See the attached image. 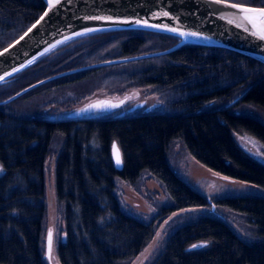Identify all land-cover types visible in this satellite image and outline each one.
Masks as SVG:
<instances>
[{
  "label": "trees",
  "instance_id": "trees-1",
  "mask_svg": "<svg viewBox=\"0 0 264 264\" xmlns=\"http://www.w3.org/2000/svg\"><path fill=\"white\" fill-rule=\"evenodd\" d=\"M228 1L264 6V0ZM43 8L41 0H0V49L23 33ZM178 40L142 30L71 40L0 85V101L57 73L165 50ZM139 87L151 88L164 109L46 118L44 103L27 102L35 94H53L47 104H59L57 94L66 92L79 97L98 89L122 93ZM246 106L264 114V65L231 50L199 45L78 71L0 104V264H47L42 249L43 164L55 133L61 139L53 170L64 234L56 247L60 264H127L152 239L153 222L122 209L115 178L133 184L146 172L160 183L168 202L153 221L210 204L168 164L172 140H179L208 169L264 191V163L246 153L233 136L251 135L264 148V120L246 112ZM113 141L121 154L119 170L111 159ZM215 204L243 215L256 239L246 241L224 221L200 215L173 229L151 264H264V194L225 196Z\"/></svg>",
  "mask_w": 264,
  "mask_h": 264
},
{
  "label": "water",
  "instance_id": "water-1",
  "mask_svg": "<svg viewBox=\"0 0 264 264\" xmlns=\"http://www.w3.org/2000/svg\"><path fill=\"white\" fill-rule=\"evenodd\" d=\"M41 1L44 4L41 14L14 41L0 49V53H4L0 55V77H3V80H0V85L7 84L16 74L59 46L83 36L116 30H142L175 36L179 40L165 50L110 59L57 73L23 88L7 99L0 101V104L8 103L45 82L68 74L95 67L165 55L183 45L223 48L250 57L264 65V40H260L237 27L236 23L239 21L233 15L236 10L225 7L222 3H216L214 0H61V3L56 4L51 10L48 9L47 0ZM227 2L237 3L228 0ZM243 5L255 8L264 7ZM46 11L48 15L35 28H32ZM164 12L169 15L163 16L162 13ZM97 17L107 19H97ZM221 17L225 18L222 19ZM228 19H233L234 23L229 24ZM137 20L141 23H135ZM144 21L150 25L175 27L178 31L197 32L200 36L199 38L179 37L177 33L169 32L163 27L145 26ZM248 27L251 26L248 25ZM29 28H32L31 32H28ZM89 29H93V31H88ZM26 32L28 33L27 36H25ZM22 36L24 37L23 40L20 39ZM204 37L208 39H204ZM17 41L19 42L17 43ZM4 49H8V51L4 52ZM125 100V97L116 100L95 99L70 112L68 118L80 119L93 113L107 114L120 108ZM94 104L101 106L98 108L88 107ZM81 109L86 110L81 111ZM114 144L121 160L120 150L115 141L111 144L110 154L114 168L119 170L122 166V160L119 165L116 163ZM47 234L48 231L44 238V257L48 264H53L48 254ZM62 240H64V236Z\"/></svg>",
  "mask_w": 264,
  "mask_h": 264
},
{
  "label": "rangeland",
  "instance_id": "rangeland-1",
  "mask_svg": "<svg viewBox=\"0 0 264 264\" xmlns=\"http://www.w3.org/2000/svg\"><path fill=\"white\" fill-rule=\"evenodd\" d=\"M63 94L65 95L63 96ZM63 94H57L56 99L60 102L59 104H47L49 103L50 97L51 99L54 98L53 94H35L30 96L27 102L34 101L35 103L39 101L44 103L42 114L46 118H68V114L73 110L80 108L92 100L101 98L116 100L125 97L126 100L120 108L110 113H93L84 117L116 116L125 113L141 112L146 109L152 111L164 109L159 96L149 87H139L122 93H113L98 89L89 94H82L79 97L72 92ZM133 107L135 108L130 110ZM244 110L257 114L264 120V114L259 110L249 106H246ZM236 111L240 112L241 110L238 109ZM233 136L235 141L246 153L257 161L264 163V148L258 140L245 133H234ZM60 142V136L58 133H55L51 139L50 152L43 164L45 219L43 223L42 249L44 253L45 234L51 229L53 234L51 261L53 264H57V262L60 264L56 255V247L59 241H63L62 237L64 236L62 231V209L55 196L53 181L55 155ZM166 156L170 167L187 184L208 198L210 204L181 209L168 215L164 219H156L153 221L159 207L168 202L167 195L160 183L146 172H143L133 184H128L119 178H115V194L122 209L140 220L153 222L152 239L127 264H151L161 251L163 241L167 235L179 225L191 221L200 215H209L224 221L239 237L246 241L256 239L252 233L253 228L246 222L243 215L216 205L215 200L225 196L263 195L264 191L260 187L231 178L225 179L226 177L208 169L194 159L177 139L169 143ZM46 263L48 264L47 261Z\"/></svg>",
  "mask_w": 264,
  "mask_h": 264
},
{
  "label": "snow or ice",
  "instance_id": "snow-or-ice-1",
  "mask_svg": "<svg viewBox=\"0 0 264 264\" xmlns=\"http://www.w3.org/2000/svg\"><path fill=\"white\" fill-rule=\"evenodd\" d=\"M214 2L222 3L224 4L225 7H230L232 9H235L236 13H234L233 15L235 16L236 20L239 21L238 23H236V26L242 28L245 32H248L250 35L257 37L260 40H264V7H260V8L248 7L241 3H228L227 0H214ZM59 3H61V0H47L48 9L51 10L56 4H59ZM47 15H48V12L46 11L44 15L40 17V20H38L36 24L32 26V28H35L36 25L39 24L40 21H42L44 17ZM162 15L168 16L169 14L167 12H164L162 13ZM221 18L223 19L225 17H221ZM97 19H107V18L97 17ZM135 23L140 24L141 21L137 20L135 21ZM143 23L145 24V26H148V27H156V28L163 27L165 28V30L169 32L177 33L179 37L199 38L200 36V34L197 32L178 31V29L175 27L150 25L148 24L147 21H144ZM228 23L232 24L234 23V20L228 19ZM248 25H250L251 27H248ZM32 28H29L28 32H31ZM88 31H93V29H89ZM27 35L28 33L26 32L25 36ZM77 35H80V33H77ZM20 39L23 40L24 37L22 36ZM204 39H208V38L204 37ZM18 42L19 41H17V43ZM7 51L8 49H4V52H7ZM3 54L4 53H0V55H3ZM0 80H3V77H0ZM100 106L101 105L99 104H94V105H89L88 107L98 108ZM112 106L115 107V105H112ZM85 110L86 109H81V111H85ZM113 149H114V156L116 159V163L119 165L121 163V160H120L118 149L116 148L115 144L113 145ZM52 243H53V234H52V230L49 229L48 234H47V247H48L49 257H51ZM193 247H196V245H194Z\"/></svg>",
  "mask_w": 264,
  "mask_h": 264
},
{
  "label": "bare ground",
  "instance_id": "bare-ground-1",
  "mask_svg": "<svg viewBox=\"0 0 264 264\" xmlns=\"http://www.w3.org/2000/svg\"><path fill=\"white\" fill-rule=\"evenodd\" d=\"M57 264H58V262H57Z\"/></svg>",
  "mask_w": 264,
  "mask_h": 264
}]
</instances>
